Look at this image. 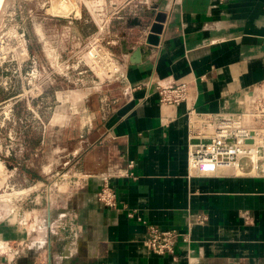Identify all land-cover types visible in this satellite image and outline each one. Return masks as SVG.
Returning <instances> with one entry per match:
<instances>
[{
  "label": "crops",
  "instance_id": "obj_1",
  "mask_svg": "<svg viewBox=\"0 0 264 264\" xmlns=\"http://www.w3.org/2000/svg\"><path fill=\"white\" fill-rule=\"evenodd\" d=\"M143 1L107 0L125 77L100 84V99L85 79L70 92L77 111L54 117L65 121L64 163L56 150L48 166L22 169L33 175L1 213L0 264H264V166L192 172L187 115L236 113L264 88V0ZM158 13L166 17L150 45ZM157 82H188V102L161 105ZM130 164L136 179L115 176ZM105 179L115 209L97 199ZM153 225L181 234L174 254L145 246ZM24 244L20 256L9 250Z\"/></svg>",
  "mask_w": 264,
  "mask_h": 264
},
{
  "label": "rangeland",
  "instance_id": "obj_2",
  "mask_svg": "<svg viewBox=\"0 0 264 264\" xmlns=\"http://www.w3.org/2000/svg\"><path fill=\"white\" fill-rule=\"evenodd\" d=\"M62 4L68 5L66 10ZM107 4V0L5 1L0 13V162L5 167L4 175L0 173V217L16 204L25 177L33 175L23 172L24 167L48 166L56 150L57 164L64 163L68 140L60 125L65 121L54 117L77 111L67 108L73 101L68 96L81 87V79L100 99V79L91 70L82 78L76 68L84 64L81 41L112 22L111 14L100 17L97 10ZM112 83L117 81L105 84Z\"/></svg>",
  "mask_w": 264,
  "mask_h": 264
},
{
  "label": "built area",
  "instance_id": "obj_3",
  "mask_svg": "<svg viewBox=\"0 0 264 264\" xmlns=\"http://www.w3.org/2000/svg\"><path fill=\"white\" fill-rule=\"evenodd\" d=\"M143 3L148 5L151 0H144ZM97 10L100 17H106V14L117 16V12H107L101 6ZM106 26L107 24L99 26L95 34L79 40L83 42L81 62L84 64L76 68L79 74L84 75L91 70L100 79V84L122 80L127 64L125 59L113 51L115 42L107 38L109 24ZM155 88L163 106H177L189 100L188 82L172 85L157 82ZM187 113L189 129L195 140L191 143L189 151V168L192 172L211 176L218 171L241 172L249 167L256 172L263 168L264 88L248 91L243 109L236 113L200 114L193 107L188 108ZM132 169L133 164H130L128 170L119 171L115 176L136 179ZM97 199L106 208L115 209L118 206L117 194L109 179L104 180L97 193ZM179 238L182 236L176 230L153 225L148 228L144 244L152 253L164 256L174 254ZM27 248V244L14 245L9 247V250L20 256Z\"/></svg>",
  "mask_w": 264,
  "mask_h": 264
},
{
  "label": "water",
  "instance_id": "obj_4",
  "mask_svg": "<svg viewBox=\"0 0 264 264\" xmlns=\"http://www.w3.org/2000/svg\"><path fill=\"white\" fill-rule=\"evenodd\" d=\"M165 14L158 13L155 18V22L151 27L150 34L147 38V43L150 45H157L158 39L156 38L158 35L161 34L163 26L162 23L165 21Z\"/></svg>",
  "mask_w": 264,
  "mask_h": 264
},
{
  "label": "bare ground",
  "instance_id": "obj_5",
  "mask_svg": "<svg viewBox=\"0 0 264 264\" xmlns=\"http://www.w3.org/2000/svg\"><path fill=\"white\" fill-rule=\"evenodd\" d=\"M5 1L6 0H0V13H1V11H2V9H3V7H4V4H5ZM63 6H62V10H66L67 9V4L66 5H64V4H62ZM97 5V4H96ZM61 6V5H60ZM57 7V6H56ZM61 8V7H60ZM67 12V11H66ZM65 12V13H66ZM49 46V45H48ZM48 48V47H47ZM51 48V47H50ZM52 49V48H51ZM54 50V49H53ZM47 51H48V49H47ZM50 53V52H49ZM53 55V54H52ZM4 170V164L2 163V162H0V171H3ZM19 193V192H18ZM18 193H16V194H18ZM11 196H13V195H11Z\"/></svg>",
  "mask_w": 264,
  "mask_h": 264
}]
</instances>
